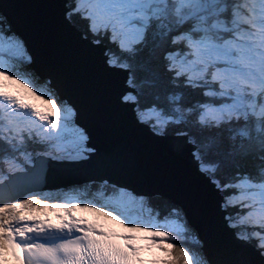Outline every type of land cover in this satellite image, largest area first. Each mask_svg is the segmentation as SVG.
<instances>
[{"label": "snow or ice", "instance_id": "6c2138e0", "mask_svg": "<svg viewBox=\"0 0 264 264\" xmlns=\"http://www.w3.org/2000/svg\"><path fill=\"white\" fill-rule=\"evenodd\" d=\"M143 252L264 264V0H0V264Z\"/></svg>", "mask_w": 264, "mask_h": 264}, {"label": "rangeland", "instance_id": "374dc122", "mask_svg": "<svg viewBox=\"0 0 264 264\" xmlns=\"http://www.w3.org/2000/svg\"><path fill=\"white\" fill-rule=\"evenodd\" d=\"M81 215H84L89 220V222H101V223H104L105 226L108 227V228H114V229H118L120 231H124L123 229L120 228V226L118 224H116L114 221H111L109 218L98 217L94 213H82ZM135 235L138 236V243L141 246H143L144 241H143L142 237L147 235V234H145V233H135ZM153 251H155V250H153ZM142 254L145 257H151L152 258V255L149 252H143Z\"/></svg>", "mask_w": 264, "mask_h": 264}, {"label": "trees", "instance_id": "16d2710c", "mask_svg": "<svg viewBox=\"0 0 264 264\" xmlns=\"http://www.w3.org/2000/svg\"><path fill=\"white\" fill-rule=\"evenodd\" d=\"M162 255V254H161Z\"/></svg>", "mask_w": 264, "mask_h": 264}]
</instances>
